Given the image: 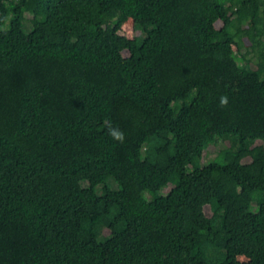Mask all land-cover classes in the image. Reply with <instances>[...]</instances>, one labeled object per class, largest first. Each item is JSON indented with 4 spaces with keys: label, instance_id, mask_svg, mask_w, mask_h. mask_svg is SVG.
<instances>
[{
    "label": "trees",
    "instance_id": "obj_1",
    "mask_svg": "<svg viewBox=\"0 0 264 264\" xmlns=\"http://www.w3.org/2000/svg\"><path fill=\"white\" fill-rule=\"evenodd\" d=\"M257 142L264 0H0V264H264Z\"/></svg>",
    "mask_w": 264,
    "mask_h": 264
},
{
    "label": "rangeland",
    "instance_id": "obj_2",
    "mask_svg": "<svg viewBox=\"0 0 264 264\" xmlns=\"http://www.w3.org/2000/svg\"><path fill=\"white\" fill-rule=\"evenodd\" d=\"M120 33L127 36V37L132 38L134 35L139 33V29L134 28L132 25L131 19H129L121 26ZM261 143L264 144V142H257L256 146L260 147ZM219 145L221 146V142H219ZM216 149H217V146L215 144H212V143L208 144L207 145V154L204 156H200V157L195 156L192 159L191 167L198 168V167L202 166L205 161H207L209 158H213L215 156ZM256 150L258 151L259 148H257ZM250 158H252V155H249V159Z\"/></svg>",
    "mask_w": 264,
    "mask_h": 264
},
{
    "label": "clouds",
    "instance_id": "obj_3",
    "mask_svg": "<svg viewBox=\"0 0 264 264\" xmlns=\"http://www.w3.org/2000/svg\"><path fill=\"white\" fill-rule=\"evenodd\" d=\"M228 103H229V99H228V97L226 95L220 97V106L221 107H227ZM111 134L113 135V137L115 139L119 140L120 142H123V140H124L123 133H118L116 131H112Z\"/></svg>",
    "mask_w": 264,
    "mask_h": 264
}]
</instances>
